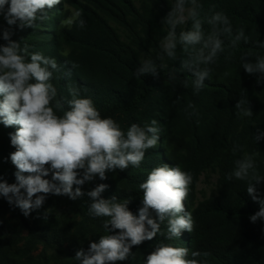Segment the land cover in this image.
Listing matches in <instances>:
<instances>
[{
	"label": "trees",
	"instance_id": "16d2710c",
	"mask_svg": "<svg viewBox=\"0 0 264 264\" xmlns=\"http://www.w3.org/2000/svg\"><path fill=\"white\" fill-rule=\"evenodd\" d=\"M203 8L224 11L234 27L243 25L248 44L233 50L232 59L226 61L221 55L211 66V79L198 94L193 92L191 75L178 73L176 81H169L168 73L179 68V59L185 53L178 50V60L165 59L159 79L152 76L135 78L133 71L145 58L155 57L160 52L156 33L162 26L161 18L170 6L169 0H139L136 6L133 0H62L75 11H82L86 21L83 29L73 25L65 28L55 25L57 37L63 39L76 51L57 50L54 57L60 65L54 73L53 83L62 97H66L67 86L73 84L80 88L83 96L91 97L102 116L112 117L123 123L124 128L131 123L143 126L152 119L158 121V115L164 111L178 112L189 128L190 137L179 140L178 145L168 143L162 152L151 150L145 155L140 168L129 167L125 171L108 173L109 180L98 177L85 184L87 192L99 183L108 184L102 193L104 198L116 195L119 199H132L130 210L136 214L142 199L139 184L143 182L152 168L166 163L178 165L182 170L193 174V183L185 206L191 212L195 228L192 233L185 231L181 238L167 241L158 235L152 241H145L133 248V256L121 264H143L147 256L158 243H172L175 246L188 247L191 250L207 251L209 264H264V221L252 223L250 216L259 211L260 205L247 194L246 181L226 179V174L234 167V161L242 153L233 152L235 145L242 146L244 152L258 153L255 157L258 171L264 175V140L257 145L252 139L256 128L264 129V84H257L256 77L248 75L241 67V53L251 51L264 56V48L256 47L255 42L264 40V0H200ZM109 20L125 29L130 43L122 42ZM0 27L3 25L0 17ZM165 28V27H164ZM166 29V28H165ZM167 30V29H166ZM13 39L22 43L26 30H14ZM165 35V33H164ZM29 44V43H28ZM31 46L30 50L35 51ZM70 73V75H66ZM224 74L225 79H220ZM219 77V78H218ZM182 80L189 82L187 87ZM247 90V91H245ZM241 94L250 100L254 116L238 117L235 104ZM177 97H180L177 101ZM195 105L196 116L189 117L188 104ZM187 109V111H186ZM199 120L197 124L196 121ZM15 127L0 124V137L10 143L9 133ZM15 149L10 145L2 150L0 162L10 174L2 175L0 180L15 183V166L9 155ZM150 160L152 166L145 162ZM214 169L217 172L215 195L196 202L195 187L202 172ZM258 192L264 198V182L257 185ZM87 196L73 201L67 196L49 195L46 199L50 207L35 210L25 217L18 208L9 205L0 197V264H78L72 257L80 247L87 249L90 240H96L105 234L102 224L106 218H92L88 215ZM55 204V206L52 205ZM54 210V213L52 210ZM47 210V219L42 214ZM153 215H155L153 213ZM41 217V218H38ZM21 227L26 236L11 242L8 232ZM167 222L161 225L166 233ZM20 240V241H19ZM24 240V246L19 243ZM42 247L43 252L33 256ZM41 250V251H42ZM51 255H46V252Z\"/></svg>",
	"mask_w": 264,
	"mask_h": 264
},
{
	"label": "clouds",
	"instance_id": "9594fccd",
	"mask_svg": "<svg viewBox=\"0 0 264 264\" xmlns=\"http://www.w3.org/2000/svg\"><path fill=\"white\" fill-rule=\"evenodd\" d=\"M60 4L61 0H0V17L8 26L0 27V40L4 41L0 43V124L16 129L9 133L15 149L9 155L16 168L15 183L0 180V196L25 217L43 208L49 195L73 201L87 196L88 215L106 218L102 224L105 234L90 240L87 249L80 247L72 258L78 264H121L133 256L134 247L158 235L173 241L185 231H194V218L185 206L193 174L166 163L152 168L139 184L142 199L136 214L129 208L132 199L102 196L108 184L83 190L97 177L103 181L110 172L140 168L146 152L157 147L162 129L156 119L122 129L112 117L102 116L93 99L83 96L73 84L67 86L66 97L60 96L53 83L54 73L60 69L57 60L31 51L28 43H22L23 38H12L15 29L37 28V22L46 20L49 11ZM161 24L167 31L160 41V52L142 59L133 76L159 79L165 59L177 61L178 50H182L185 58L179 59L178 69L169 71L168 79L176 81L178 73H189L196 94L211 79V66L221 55L231 60L233 50L250 42L243 25L234 27L224 11L204 13L200 0H172ZM73 25L80 29L86 26L81 10L62 21V26ZM255 44L264 48V40ZM240 59L245 72L255 76L258 85L264 84V56L248 51L241 53ZM181 83L184 87L189 84L187 80ZM187 107L193 109L189 117L198 115L194 104ZM235 110L238 117L254 116L250 100L243 94ZM252 139L258 145L264 140V129L257 127ZM238 151L242 155L226 179L247 182V194L260 205L249 219L252 223L264 221V198L257 189L264 182L256 164L258 153L244 152L242 146L235 145L233 152ZM47 216L45 210L42 218ZM165 221L166 233L161 230ZM209 255L161 242L144 257L143 264H209Z\"/></svg>",
	"mask_w": 264,
	"mask_h": 264
},
{
	"label": "rangeland",
	"instance_id": "374dc122",
	"mask_svg": "<svg viewBox=\"0 0 264 264\" xmlns=\"http://www.w3.org/2000/svg\"><path fill=\"white\" fill-rule=\"evenodd\" d=\"M62 1V0H61ZM136 6H139V0H133ZM172 0H169V4H171ZM212 6V5H211ZM211 6H208L207 8H203L204 13H208L207 9L211 8ZM74 13V10L67 5H63L62 3L60 5H57L54 9L49 11L48 18L42 22L38 21V27L35 29H24L27 31V35H25V38L28 43L33 45L35 47V51H39L43 53L46 56H51L55 53L57 50V47L59 50H62L63 52H69V51H76L71 45L66 43L63 39H59L57 37L55 25L57 23H60L62 26V21L71 17ZM1 21L3 25H7L3 18L1 17ZM110 26L116 31L118 34L120 40L125 43H130V37L128 32L123 29L121 26L116 24V22L109 20ZM8 27V26H7ZM65 28H69L66 26H62ZM166 29L163 26L157 27L156 33L160 35V38L158 40V45H160V41L162 37L164 36V33L166 34ZM0 43H4L3 40H0ZM140 59H144L145 55L140 53L139 54ZM219 78V77H218ZM225 79L224 74L221 75L220 79ZM158 122L161 126V139L157 144V147L154 149H149L147 153H149L151 150H155V152L160 151L164 149V146L168 143L173 146L174 144L178 145L179 140H187L190 137L189 128L185 124L184 120L181 118L178 112H172V113H166L165 111L158 115ZM117 122L121 125V128H124V125L121 121L117 120ZM10 147V143L5 140L4 138L0 137V159L1 155L3 154L2 150H6ZM148 166H152V162L150 160H147L145 162ZM2 163L0 162V169L2 170L1 174L5 175L6 178H10V174L5 171V168L2 167ZM108 176V174H107ZM217 172L214 169H208L201 173V175L198 178L196 187H195V197L196 202H201L205 199H208L209 197L215 195L216 192V183H217ZM110 178H107L109 180ZM1 197V196H0ZM53 206L55 204L52 203ZM43 208H47V210H50L49 205L47 202H45ZM54 213V210L51 209ZM12 230L8 232V236L11 240V242H15L19 239L18 237H15V235L20 233V238H24L26 236L25 230H22L21 227L13 228V226H17V224L12 222ZM20 241V240H19ZM25 241L22 240L19 245L24 246ZM42 247H38V250L33 253V256H36V254H39L40 252H43ZM46 255L50 256L51 252L47 251Z\"/></svg>",
	"mask_w": 264,
	"mask_h": 264
}]
</instances>
